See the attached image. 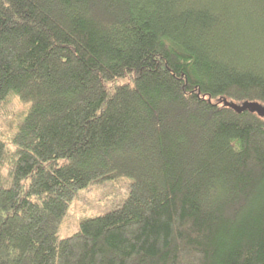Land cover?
Segmentation results:
<instances>
[{
	"label": "trees",
	"instance_id": "1",
	"mask_svg": "<svg viewBox=\"0 0 264 264\" xmlns=\"http://www.w3.org/2000/svg\"><path fill=\"white\" fill-rule=\"evenodd\" d=\"M11 90L0 264H264V116L225 102L264 104V0H0ZM118 176L122 203L60 237Z\"/></svg>",
	"mask_w": 264,
	"mask_h": 264
},
{
	"label": "rangeland",
	"instance_id": "2",
	"mask_svg": "<svg viewBox=\"0 0 264 264\" xmlns=\"http://www.w3.org/2000/svg\"><path fill=\"white\" fill-rule=\"evenodd\" d=\"M28 107L29 103L23 102L13 90L9 91L5 98L0 99V137L7 133L9 124H16L18 120L23 119ZM130 181V177L118 176L114 179L98 180L89 187L80 189V197L78 196L69 206L59 236L63 237L77 231L79 220L82 218L103 213L122 203L128 194Z\"/></svg>",
	"mask_w": 264,
	"mask_h": 264
},
{
	"label": "water",
	"instance_id": "3",
	"mask_svg": "<svg viewBox=\"0 0 264 264\" xmlns=\"http://www.w3.org/2000/svg\"><path fill=\"white\" fill-rule=\"evenodd\" d=\"M226 104L233 107L234 109L238 111H243L246 109H250L253 111H256L259 115L264 116V104L258 102V101H243L241 103H235L231 101H225Z\"/></svg>",
	"mask_w": 264,
	"mask_h": 264
}]
</instances>
